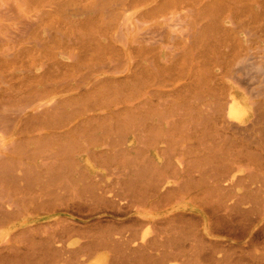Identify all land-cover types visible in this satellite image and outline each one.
Wrapping results in <instances>:
<instances>
[{
    "label": "rangeland",
    "instance_id": "obj_1",
    "mask_svg": "<svg viewBox=\"0 0 264 264\" xmlns=\"http://www.w3.org/2000/svg\"><path fill=\"white\" fill-rule=\"evenodd\" d=\"M260 67L264 73V0H0V211L6 212L0 214L2 252L38 249L42 237L63 246L103 241V227L108 230L110 225L115 230L110 229V237L106 231V241H113V234L114 240L138 242L143 232L153 236L154 223L136 217L142 208L132 207L129 199L119 202L129 193L118 179L132 169L131 161L123 160L128 158L124 137L130 124L141 139L135 168L150 173L151 182L160 178L157 175L172 174L182 163V184L192 187L216 172L217 164L236 166L241 155L242 176L264 177ZM232 90L239 92L240 101L249 97L244 90L252 96L258 93L254 100L259 117L251 109L244 128L222 130L217 114ZM146 104L152 108L149 117ZM150 145L164 147L162 164H157L155 152L150 154ZM80 150L91 151L98 162L96 167L85 155H77L86 170L107 174V181L81 176L84 171L72 163ZM223 152L231 157L224 159ZM257 180L245 182L264 195ZM89 185L97 186L91 190L104 197L101 201L112 204L117 199L118 205H100L99 196L97 202L87 192ZM237 190L246 192L242 185ZM88 203L96 207L90 204V209ZM179 208L166 205L163 222L180 217ZM124 226L128 229L121 234L118 229ZM138 229L131 235L130 230ZM232 241L244 244L242 239Z\"/></svg>",
    "mask_w": 264,
    "mask_h": 264
},
{
    "label": "bare ground",
    "instance_id": "obj_2",
    "mask_svg": "<svg viewBox=\"0 0 264 264\" xmlns=\"http://www.w3.org/2000/svg\"><path fill=\"white\" fill-rule=\"evenodd\" d=\"M232 26H234V25H232ZM190 37H191V35H190ZM244 66H246V69H248V65H244ZM240 69H241V66H239V68H238L239 72H240ZM243 70H245V68ZM259 71H260V69H259ZM249 72H251V69ZM249 72H247V73H249ZM258 72L255 74L257 75ZM262 73H263V70L261 68V75H262ZM249 74L251 76V73H249ZM249 74H248V77L250 79ZM259 74H258V76H259ZM258 76H256L257 79H255L257 81L259 80V77H260V76L259 77ZM240 77H241V75L239 76V78ZM256 77H254V78H256ZM252 78H253V75H252ZM228 79H230V76ZM247 81H249V80H247ZM257 81H254V82L256 83ZM263 81H264V78H263ZM234 82L237 83L236 81H234ZM241 85H239V87ZM261 88L259 90L260 92H261ZM241 89H244V87ZM253 92H254V90H253ZM260 92H259V94H260ZM243 94L246 95V97L247 96H249V97L246 98L247 100L244 99L243 101H240L239 92L232 90L230 92V96H229L230 98L227 101L226 105L221 106V109L219 110L217 115L220 116L222 130H228V129L237 130V129L244 128L245 124L247 122H249L248 119H249V114H250L251 109L253 111H255L256 116L259 117V113H258L259 103H257L254 100V96H256V97L259 96L258 93H257V95L255 94L252 96L250 91L244 90ZM263 96L264 95H262V97ZM161 105H162V100H161L160 106ZM145 107L148 110V117L151 116V110H152L151 105L146 104ZM131 113H132L131 119L133 118L134 122H135V118H136L135 105H132ZM163 114H164V112H163ZM163 114H161V115H163ZM215 114H216V112H215ZM12 116H11V118H13ZM160 118H162V116ZM164 120H165V118H164ZM166 120H167V118H166ZM1 123H2V121H1ZM138 123L140 124V122H138ZM151 123H152V121H151ZM116 125H117V123H116ZM126 126H127V124H126ZM134 126H135L134 124H132V125L130 124V126H129L130 132L128 133V135L126 137H124L126 139V143L128 144L127 145V147H128V152H127L128 158L127 159L123 158V160L129 159L131 161L129 163H130V165L132 164V169L127 170L128 174H126V173L125 174L124 173L119 174V179L117 178L118 181L124 182L123 186L129 192L128 193L129 196L126 195V193H125L126 196L125 197L123 196L124 198L120 199V197H118V195L120 194V190H121L120 186H118L119 193L117 192L118 193L117 195L115 193L114 194L116 195V197H118L120 199V201H119L120 203H123L127 199H129L128 201L132 207H134V208L137 207V209H138V207L142 208V210L135 212L136 215H137V213L139 214V216H136V217H141L145 220H148V221L154 223V227L152 228V230L155 231V234L153 236L149 237L148 236L150 234L149 232H143L142 238L139 239V242L136 240H132V238H131V240H129V239L126 240L123 238L114 240V238H113L114 234H113V236H111L113 241H106V239H105L106 235H107L106 233L108 232L109 233L108 237H110V233H111L110 231L115 230L114 226H112L113 228H111V225H110V227H108L109 231L107 230V228L103 227L107 231V232L106 231L104 232L105 235L101 231V234H103L102 237L105 236L103 241L89 240V241H86L84 243L74 242L72 244H69V245L65 244L63 246L61 244L57 245L55 242L51 241L50 239H47L46 237H42L40 240L41 246L38 247V249H37V247L34 248L33 246L28 247V248H24V250L18 249V248H13L12 250H9V248H8L9 252L7 255H5L2 252L4 250L2 243L5 239L0 235V264H60L63 261L66 262L67 264H264V195L261 194L262 193L261 188L257 189V188L250 187L251 182H253V178L255 179V177H252V176L251 177L250 176L244 177V176H242L241 170H240V168L243 166L241 153L239 152L240 153L239 155H241L240 156L241 160L239 161V163L236 166L228 168L229 167L228 165H226V166L223 165L222 167H225V168L222 169V167L220 168V166L217 164L216 172L212 173L211 176L208 177L207 179H202V178L199 179V181L192 187H187V185L182 184L181 176L183 175L182 173H185V168L182 166L183 165L182 163H181V165H176L175 171L172 174H169L167 176L165 174L163 176L157 175L160 178L156 180V177H155L156 181L151 182L150 177H149L150 173H149V175L145 174V173L140 174V171H139L140 169L135 168V166H137V163H138V156H139V154H141V153H138V144L140 143L141 139L137 135L138 132H136V129ZM137 126H139V125H137ZM140 126H142V125H140ZM10 127H11V125H10ZM160 128H162L163 130L165 129L164 126H162ZM185 129H182V131H184ZM104 132H106V131H104ZM204 132H205V129H204ZM242 132H243V130H242ZM141 133H142V131H141ZM121 134L122 133H120V139L122 138ZM158 134H157V136H158ZM160 134H162V133L160 132ZM244 134L245 133L243 132V136H244ZM218 137H219V135H218ZM246 137H248V136L246 135ZM82 139H83V137H82ZM227 140L230 141V139H228V138H227ZM247 140H249V137L247 138ZM143 142H145V141L143 140ZM151 145L148 147L150 154L152 156H154V152H155V155H156L155 160L158 162L157 164L158 165L162 164V162H160V161L162 160V157H163V159L165 157L164 147H161V146L157 147L156 146L155 148H151V147H153ZM255 145H257V144H255ZM142 146H143V144H142ZM210 149H211V147H210ZM243 149H245V148H243ZM67 154H66V156H67ZM80 154H83L86 157H88L89 160H87V161L91 160L94 163V165H96V167H98V162L96 160V157L94 156V154L91 151H88V150H82L81 151L80 150V151L74 153L75 159L72 160V163L74 164L73 165L74 167H79L84 171L83 172L84 174H81V176H83L84 178H88V179L93 180V179H98V178L103 179L104 175H107L101 171H87L86 170L87 169L86 163H84L80 159L76 158L77 155H80ZM220 154L225 156V157H223L224 159H229L231 157V155L228 152L227 153L223 152ZM234 155H235V153H234ZM254 155H256V153H254L253 156ZM115 156H116V154H115ZM109 157H111V155ZM167 157L169 158L171 156H167ZM72 158H73V156H72ZM178 158H180V157H178ZM216 158H218V157L215 156V160H217ZM144 161H145V159H144ZM221 161H223V160H221ZM122 163H123V161H122ZM114 164H115V162H114ZM257 165H258V163L256 164V166ZM259 165L262 166L260 164V162H259ZM71 166H72V164H71ZM209 168H211V167L209 166ZM66 169H67V167H66ZM195 169H196V167H195ZM33 170H34V173H36L35 169H33ZM129 170H130V172H129ZM23 172H24V170H23ZM142 172H144L143 169H142ZM147 172H148V170H147ZM151 172H152V170H151ZM156 172L159 173L160 171L157 170ZM206 172L207 171L205 170V173ZM111 173H109V174H111ZM116 173H118L117 170H116ZM9 174H11V173L9 172ZM15 174H16V172H15ZM27 174L31 175L30 172H27ZM37 174H38V172H37ZM114 175H116V174H114ZM12 176H14V175H12ZM152 176H156V174L153 175V172H152ZM258 176H260V175H258ZM9 177H11V176H9ZM9 177H8L7 181L10 179ZM62 177H63V175H62ZM6 178H7V176H6ZM41 178L42 177H40L39 179H41ZM249 178L251 179V182L250 181L248 183L245 182L246 179L249 180ZM42 179H44V178H42ZM42 179L40 181H42ZM259 179H260L259 184H261V182H262L260 187H263L264 186V177H260V178L258 177V180L256 177V179H255L256 184L258 183V182H256V180L259 181ZM142 180H143V182L145 181V183L142 184L143 186L140 184V182ZM243 182L246 184H244ZM85 184H86V182L84 181L83 185H85ZM139 184H140V186H139ZM238 185H242L245 188L246 192L243 194L240 193L237 190ZM86 186L87 185H85V187ZM66 187H67V185H66ZM94 187L96 188L97 186L96 185L90 186L89 190L91 192H89V190L87 192L90 193V196L93 193L94 196L92 195L93 197H91V198H93L95 201H97V197L99 195H98V193L95 194V192H92ZM70 188L67 187V190ZM91 188H92V190H91ZM114 188H113V190L115 191ZM141 190H142V192H141ZM69 191H71V190H69ZM69 191H68L67 196L72 194L70 196V198H72L73 192L71 191V194H69L70 193ZM108 192L109 191H107L106 193L108 194ZM81 193H83V192H81ZM122 194L124 195L123 192H122ZM95 195H97V196L95 197ZM52 196H53V194H52ZM100 196L98 199L99 202L98 201L97 202L98 203H100V202L104 203V206H105V204H109L110 206H112V204H113L112 208H115L116 204L118 205V203H119V202H117V199H115V201H114V202H116V204L114 202L112 204L105 203L106 201H103V200L101 201V198L104 199V197L101 196V198H100ZM58 197H61V195H59ZM76 199H78V198L76 197ZM105 199L109 200V202H110V199H107V198H105ZM60 202H61V200H60ZM101 203H100V205H101ZM90 204H92V203H88L89 206H90ZM114 204H115V206H114ZM57 205H59V204L57 203ZM78 205L80 207H82L80 205V203ZM88 205H87V207H88ZM93 205L94 204L91 205L92 209L96 207V206L93 207ZM95 205H96V203H95ZM166 205L181 206V208H179V210H182L183 214L181 212L182 215H180V217H176V218L173 217L171 222H169V221L167 223L163 222V217L165 220H166V217H165V213L161 212V209L164 208ZM91 206H90V209H91ZM104 206H102V207L104 208ZM190 206L194 207L193 211L191 213L188 212L189 208H191ZM106 207H105V209H106ZM79 208H77V210H75V211L78 212ZM85 208H86V206H85ZM98 208H99V206H98ZM107 209L110 210L108 207H107ZM128 209H130V206L128 207ZM121 210L125 213L124 209H121ZM81 212L82 211L80 209L79 214H81ZM110 212H112V210ZM2 213H4L3 216H5L6 212L0 211L1 215H2ZM9 213H11V212H9ZM114 214H115V212H114ZM0 220H1V218H0ZM132 224H133V222H132ZM168 224H172V225L169 228H165ZM133 225L138 226V224H135V223ZM115 227H117V226L115 225ZM126 228L128 229V226H124V227H122V230H120V229H118V230H119V232L124 231V229L127 231ZM0 229H1V227H0ZM139 229L137 231L136 230L135 231L130 230L131 235H133L135 232H138ZM166 229H169L170 231L166 233ZM118 230L116 229V231H114L115 234H116V232H118ZM81 232H79V233H81ZM85 232H86V235H88L87 231H85ZM85 232L82 234L85 235ZM92 233H93V231H92ZM120 233H118V235L122 234V233L121 234ZM124 233H126V232H124ZM73 234H74V232H73ZM123 235H122V237H124ZM100 236L98 239L101 238ZM136 237L137 236H135V237L133 236V238H136ZM232 238L242 239V240H244V244L240 246L237 244L238 243L237 241H236L237 243H234L232 241ZM61 240H62V238H61ZM62 244H64V243L62 242ZM237 248H239L240 250L238 251Z\"/></svg>",
    "mask_w": 264,
    "mask_h": 264
},
{
    "label": "crops",
    "instance_id": "obj_3",
    "mask_svg": "<svg viewBox=\"0 0 264 264\" xmlns=\"http://www.w3.org/2000/svg\"><path fill=\"white\" fill-rule=\"evenodd\" d=\"M105 176H107V175H104V177H105ZM104 177H103V179H100V178H99V179H93V180H94V181H101V180H103V181H107L106 177H105V178H104ZM162 209H163V208H162ZM162 209H161V212H162ZM154 211H155V210H154Z\"/></svg>",
    "mask_w": 264,
    "mask_h": 264
}]
</instances>
